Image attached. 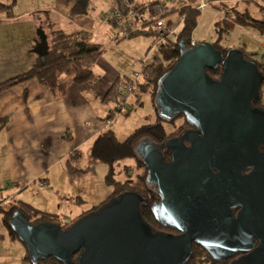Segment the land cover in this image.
Returning <instances> with one entry per match:
<instances>
[{"label":"water","instance_id":"water-1","mask_svg":"<svg viewBox=\"0 0 264 264\" xmlns=\"http://www.w3.org/2000/svg\"><path fill=\"white\" fill-rule=\"evenodd\" d=\"M179 46L154 103L165 121L183 115L195 129L166 138L169 162L153 142L139 145L161 197L154 215L179 234L155 232L144 222L147 195L138 190L117 193L66 228L31 222L16 210L10 226L32 263L186 264L198 242L216 260L264 264V109L253 106L262 98L264 73L241 47L223 52L209 42L189 46L187 39ZM220 67L219 78L209 73Z\"/></svg>","mask_w":264,"mask_h":264},{"label":"crops","instance_id":"crops-1","mask_svg":"<svg viewBox=\"0 0 264 264\" xmlns=\"http://www.w3.org/2000/svg\"><path fill=\"white\" fill-rule=\"evenodd\" d=\"M77 2L81 0H0V83L28 70L50 47L55 30L70 33L84 29L104 48L95 69L100 78L92 84L72 83L62 97H56L37 77L0 92V210L16 200L22 201L18 195L33 185V193L23 202L32 203L37 196L43 198V205L57 203L63 207V214L48 211L68 221V211L73 207L63 205L64 202L72 195L82 198L80 192L76 194L68 186L70 173L82 169L76 165L82 160L83 146L89 144L92 149L98 136L111 129L112 120L108 119L113 106L104 98L115 82L122 85L125 81H135L128 63L121 62L123 48L117 45L121 39L115 40L119 36L115 34L111 39L104 36L89 13L75 9ZM115 2L112 1L106 15ZM10 3L12 7L5 6ZM141 57L137 54L133 58L137 65ZM145 61L141 63L153 62L150 58ZM134 73L137 75L139 71ZM70 80L68 77L67 81ZM76 155L73 162L76 169H72L67 162ZM58 168L61 172L56 171ZM52 170L60 174L49 177ZM2 217L0 214V261L6 251H17L18 258L8 259L7 263L20 264L26 260V247H20L24 244L20 245V239L11 235Z\"/></svg>","mask_w":264,"mask_h":264},{"label":"trees","instance_id":"trees-1","mask_svg":"<svg viewBox=\"0 0 264 264\" xmlns=\"http://www.w3.org/2000/svg\"><path fill=\"white\" fill-rule=\"evenodd\" d=\"M86 1L87 0H81V2H77L75 9L78 12H84V5ZM218 1L219 3L216 4L214 2L213 6L215 5L217 8L220 7L225 11L224 17L216 23L220 32L223 30L229 31L233 25L236 24L242 26L248 25L259 30H264V19L254 18L248 11H242L236 7H229L226 4L227 2H224L223 0ZM12 3L5 6L10 8L12 7ZM145 8V4H138V9L141 12L142 17L145 14ZM174 11H178L183 15V30L178 32L176 38L167 42L164 41L158 45L160 51L157 56L154 58L153 62L143 64L141 71L137 73V77L135 76V81H125L122 83L132 85L133 89L131 90V95L138 99L136 104L141 103L142 93L146 92L151 94V97L155 102V95L159 87L160 77L179 59L181 55L179 42L182 39H187L189 41L192 36L191 32L198 22L199 12L195 9H191L186 4H183L181 7L173 8L169 13ZM148 21L149 20L147 18L143 17V23H148ZM147 23L146 26L148 27L144 26L130 34H127L126 38L136 36L140 32H145L149 35L152 33L155 34V31L152 30L151 24ZM219 42L220 41L214 43V46L223 52L227 51L228 48L222 46ZM152 47L153 45L150 47V50ZM103 52V46L100 43L93 41L91 34L84 29L76 30L70 33L63 30H55L52 33L50 47L37 58L36 62L28 70L0 83V92L12 85L37 77L40 83L49 88L56 97H62L66 94L67 87L70 84H92L100 78V74L97 73L95 69L97 60ZM221 72V67L216 70H209V73L215 78L220 77ZM140 74L142 80H139ZM68 77H71L70 81H67ZM120 86L119 81L115 82L104 98L105 101H113L115 103V107L112 108L111 113H109L108 120L110 121L112 118L114 119L116 117L117 113L122 110L123 106L127 105V107L131 109V106L129 107L128 103H125V98H123L120 93ZM157 111L159 116L155 122L146 123L136 128L129 135V137L123 141H118V137L113 129H109L98 136L92 146L91 155L96 160H103L108 163L109 174L107 179L111 183L113 190L101 204L92 206L76 219L66 221L64 225H62L63 228L68 227L72 222L80 219L82 216L97 211L109 202L117 193L125 190H138L145 192L148 198L146 203L141 204L140 211L144 222L154 230L162 228L165 229L164 231L166 232H177L175 229L158 222L154 215L152 203H156L161 199V197L156 185L149 183L148 168L144 164L138 151V147L143 141L152 140L156 143H162L165 140L167 132L165 122L167 121L163 119L159 110ZM174 121L180 123L181 127L182 125L184 126L188 124L183 115L176 118ZM178 131L179 129H177L176 132ZM77 156L78 155L73 156V158L67 162L68 167L76 169L73 162ZM128 158H135L138 162L137 173L132 175L130 171L126 170L127 177L125 179L116 178V166L121 164L124 159ZM79 199L83 201L82 198ZM4 210L6 211L4 220L11 235L16 238L18 237L10 226V217L16 210L22 211L31 222L49 220L61 223L62 221L59 214L40 211L34 206L23 201H14L8 209L4 208ZM33 214L39 215L38 217L33 218L34 216H37ZM191 250L192 256L188 259L186 264H231L233 261V259L222 261L214 259L198 242H194L192 244ZM77 257L78 256L75 255L74 259ZM27 259H29L28 252L26 254V260ZM36 264L61 263L55 258H49L41 260Z\"/></svg>","mask_w":264,"mask_h":264},{"label":"rangeland","instance_id":"rangeland-1","mask_svg":"<svg viewBox=\"0 0 264 264\" xmlns=\"http://www.w3.org/2000/svg\"><path fill=\"white\" fill-rule=\"evenodd\" d=\"M113 0H87L84 5V12L89 13L90 17L95 20L96 26L98 30H100L104 36L111 39L115 34L119 37H115V40L121 39L120 42L117 43V45L122 46V54L120 53L122 59V63H128V69L132 70V76L135 78L137 75H135V71H141V61L146 62V58H150V61H153L154 58L157 56L158 52L160 51L158 45H160L162 42H167L173 38H176L178 32L183 30V15L180 14L178 11H174L169 13L173 8L175 7H181L180 4H167V8L164 7V13L162 14L163 20H164V26H157L158 19L154 18L150 15V8L155 6H151L152 4H155L156 0H133L138 5L139 3H143L146 5L145 8V15L144 18H147L149 21L147 24H151L152 30L155 31V34H147L145 32H140L136 36L133 37H127L126 35L122 33H116L115 28L113 25L108 22L107 20V11ZM163 3V0H158V2ZM224 2H227L226 4L229 7L238 8L242 11H248L254 18L257 19H264V0H223ZM216 4L219 3L218 0L215 2ZM158 10H161V7L158 8ZM163 9V7H162ZM82 12V13H84ZM104 12V13H102ZM77 15V13H75ZM225 15V11L217 6L211 5L206 10L202 11V13H199L198 16V22L196 26L193 28L191 34V37H194L198 43L201 42H209V43H216L217 41H220L219 43L229 48L233 47H241L243 48L247 54L251 55L250 58L258 57L260 61H264V30H259L256 28H253L251 26H242L239 24L233 25V27L229 30H223L219 31V27L217 26V21L222 19ZM146 23L141 22L140 28L146 26ZM148 27V26H146ZM139 28V29H140ZM166 29H169L170 33L166 36H164L163 31H167ZM177 30V32L175 31ZM162 38H164V41H162ZM95 40L97 38L95 37ZM155 45H154V44ZM51 45V43L49 44ZM154 45V47L150 50V47ZM150 50V52H148ZM148 53V56H147ZM141 54V60L137 61L140 63V65H137L133 58L137 55ZM140 80H142L141 74L139 77ZM131 95V94H130ZM128 98V106H131V109L127 107V105L123 106L122 110L119 111L116 115V117L113 119L110 125V128L113 129L118 137V141H123L126 138L129 137V135L138 127L142 126L146 123H152L155 122L158 119V109L156 105L154 104V101L151 97V94L149 92L142 93L141 103L136 104V97ZM113 108L115 107V103L113 101H108ZM107 116V115H106ZM107 118V117H106ZM178 123V122H177ZM166 127V136L169 137L173 133H175L178 129V126L170 125L169 123L165 122ZM85 134V133H81ZM166 138V137H165ZM83 157L82 160H80L76 166H81L82 169H78L77 171H74V173H70V180H67L68 186L73 189V191L80 192L83 198V201H79V197L77 195H72V198H69L67 201L64 202L63 205L65 206H72V211H68V217L69 220L75 218L80 213L89 210L94 205L101 204L108 195L113 190V187L109 180L107 179L109 174V166L108 163L103 160H95L91 156L90 152V145L83 146ZM139 151V147H138ZM91 159V160H90ZM137 164L135 158L133 159H124L121 164L116 166L115 176L118 179H125L127 177L126 170L130 171L132 175H135L137 173ZM61 172V170L58 168V170ZM60 173H54L52 170L51 173H48L49 177L58 176ZM66 179V177H65ZM56 186L60 187L61 184L55 179ZM66 183V185H67ZM39 184V181H38ZM27 189V190H26ZM21 191V193L18 195L19 200H25L29 199L30 194L33 193V185H30L29 188H26ZM77 194V193H76ZM46 199V198H45ZM43 198H37L32 201V203L28 204L34 206L35 208H39L40 211H46L50 212L48 210H54L57 211L60 214H63L64 209L63 207H59V205L54 203L43 205L42 204ZM17 201V200H16ZM15 201V202H16ZM26 202V201H25ZM43 206V207H42ZM9 208V207H8ZM6 208V209H8ZM49 208V209H46ZM37 211V210H36ZM6 211L4 208L0 210V214L4 217ZM37 215L34 216L38 217L39 214H33ZM2 217V219H3ZM12 217V215H11ZM10 217V219H11ZM83 217V216H82ZM81 217V218H82ZM78 218V217H77ZM61 225H64V219L61 216ZM79 220V219H77ZM75 220V221H77ZM74 221V222H75ZM72 222V223H74ZM71 223V224H72ZM3 225L8 228L7 224L3 222ZM2 225V226H3ZM9 230V229H8ZM19 239V238H18ZM20 245H23L21 241H19ZM25 249V245L20 246ZM21 249V248H20ZM17 251H6L5 257H3L0 261V264H9L7 263L8 259H11L12 261L17 259L18 257L15 256ZM23 250H20V254H22ZM19 253V252H18ZM15 256V257H14ZM21 256V255H20ZM26 259V257H25ZM33 264L31 260L27 259L20 264ZM13 264V263H10Z\"/></svg>","mask_w":264,"mask_h":264},{"label":"built area","instance_id":"built-area-1","mask_svg":"<svg viewBox=\"0 0 264 264\" xmlns=\"http://www.w3.org/2000/svg\"><path fill=\"white\" fill-rule=\"evenodd\" d=\"M157 2L152 4L151 6H155L156 8H150V15L154 18L158 19L157 26H164L163 13L164 7L167 8V4H186L191 9L197 10L199 13L209 8L213 5L216 0H163V3ZM170 2V3H169ZM161 7V10L157 9ZM163 7V9H162ZM107 20L110 22L115 28L117 33H122L124 35L130 34L140 28V23L143 22V17L141 16V12L138 9V5L133 0H117L112 8L109 10L107 15ZM167 31H163L164 36L170 33L169 29ZM177 32V30H175ZM164 41V38H162ZM198 41L191 37L189 39V46L197 45ZM133 89L132 85L122 84L120 86V93L123 98H125V103L128 101L129 95L131 94V90Z\"/></svg>","mask_w":264,"mask_h":264},{"label":"flooded vegetation","instance_id":"flooded-vegetation-1","mask_svg":"<svg viewBox=\"0 0 264 264\" xmlns=\"http://www.w3.org/2000/svg\"><path fill=\"white\" fill-rule=\"evenodd\" d=\"M243 49V48H242ZM244 50V49H243ZM245 51V50H244ZM245 54L248 56V57H251V55H249V54H247L246 52H245ZM254 59H256L257 60V62H258V69L262 72V73H264V61L262 62V61H260V59L258 58V57H253ZM219 78V77H218ZM261 92H262V98H261V100L260 101H258V102H254V107H258V108H263L264 109V82H263V84L261 85ZM182 116V115H181ZM178 117H180V116H176V117H173V118H170V119H168V121H167V123H169L170 125H176V126H178V129H179V131L178 132H175V133H173L171 136H169V137H171V138H178V137H180L186 130H188V129H191V130H193V129H195V127L194 126H192V125H190L189 123L187 124V125H182V127H181V124L180 123H177V121H174L176 118H178ZM166 138H167V136H166ZM166 138H165V140H166ZM164 140V141H165ZM146 141H148V142H153L154 144H156V145H158L159 147H160V149H161V152L164 154V157H165V160L166 161H171V153H170V151L168 150V148H166V147H164L163 146V143H164V141L162 142V143H156V142H154V141H152V140H146ZM144 142V141H143ZM142 142V143H143ZM185 144L187 145V146H189V142H187V141H185ZM260 151L261 152H264V143L263 144H261V146H260ZM250 169H247V170H245L244 171V173H250ZM216 173V172H215ZM147 195V194H146ZM148 199V198H147ZM158 202V201H157ZM156 203H152V207L155 205ZM160 230V231H159ZM165 229H162V228H157V230L155 229V232H163V233H166V234H171V235H177V234H179V232L177 233V232H172V231H169V232H166V231H164ZM78 256V255H77ZM239 255H237L236 257H238ZM232 259H234V258H232Z\"/></svg>","mask_w":264,"mask_h":264}]
</instances>
